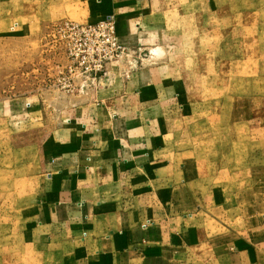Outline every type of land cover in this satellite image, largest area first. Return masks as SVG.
<instances>
[{"label":"crops","instance_id":"crops-1","mask_svg":"<svg viewBox=\"0 0 264 264\" xmlns=\"http://www.w3.org/2000/svg\"><path fill=\"white\" fill-rule=\"evenodd\" d=\"M81 2L79 23L113 15L123 46L154 45L163 31L164 0ZM13 25L26 33L27 23ZM144 60L126 79L128 67L110 62L87 98L55 95L34 111L30 103L29 114L58 123L40 142L22 231L71 264H264V99L259 117L238 97L224 119L232 131L260 132L257 158L218 162L192 134L185 77ZM243 102L245 111L234 105Z\"/></svg>","mask_w":264,"mask_h":264},{"label":"rangeland","instance_id":"rangeland-1","mask_svg":"<svg viewBox=\"0 0 264 264\" xmlns=\"http://www.w3.org/2000/svg\"><path fill=\"white\" fill-rule=\"evenodd\" d=\"M81 1L0 0V264H71L29 240L22 219L33 204L41 177L40 142L58 123L53 115L44 118L42 111L29 114L30 103L32 111L43 110L44 99L66 94L81 100L101 86L65 92L52 83L54 66L65 57L58 54V45L48 43V33L61 19L81 22ZM164 1L167 9H161L166 17L160 38L154 45L125 46L129 55L117 59L128 67L123 77L152 56L157 63L169 65L174 76L185 77L189 122L197 130L192 134L195 138L199 134L205 146L203 153L210 158L215 154L218 162L256 159L263 146L257 140L260 132L252 133L242 125L232 131L224 119L230 102L238 97L258 109L253 117L261 114L264 0ZM24 22L26 33L11 30L14 23ZM234 105L245 111L244 102ZM48 108L53 111L51 105ZM217 113L221 118L214 122ZM253 123L262 125L260 119ZM217 124L222 126L220 137L214 131Z\"/></svg>","mask_w":264,"mask_h":264},{"label":"built area","instance_id":"built-area-1","mask_svg":"<svg viewBox=\"0 0 264 264\" xmlns=\"http://www.w3.org/2000/svg\"><path fill=\"white\" fill-rule=\"evenodd\" d=\"M48 43L58 45V54L65 57L55 64L52 81L65 92L98 86L108 77L109 63L129 55V49L117 40L115 20L110 15L95 23L61 19L50 28Z\"/></svg>","mask_w":264,"mask_h":264}]
</instances>
